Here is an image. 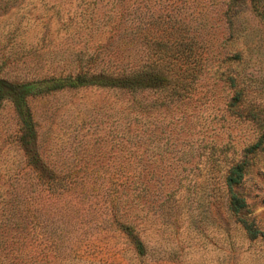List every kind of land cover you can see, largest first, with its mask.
<instances>
[{
  "label": "rangeland",
  "instance_id": "obj_1",
  "mask_svg": "<svg viewBox=\"0 0 264 264\" xmlns=\"http://www.w3.org/2000/svg\"><path fill=\"white\" fill-rule=\"evenodd\" d=\"M257 5L264 13V0H0V78L10 83L146 65L165 49L191 47L199 63L180 98L95 86L29 98L26 133L0 100V212L4 196L36 176L91 184L43 195L48 209L71 200V225L61 236L0 239V264H264V143L253 148L258 131L245 118L264 115ZM238 165L233 192L245 207L233 213L225 180ZM127 178L135 189L121 187ZM110 194L143 253L115 221Z\"/></svg>",
  "mask_w": 264,
  "mask_h": 264
},
{
  "label": "trees",
  "instance_id": "obj_2",
  "mask_svg": "<svg viewBox=\"0 0 264 264\" xmlns=\"http://www.w3.org/2000/svg\"><path fill=\"white\" fill-rule=\"evenodd\" d=\"M254 10L259 19L264 21V13L260 11L259 5L254 7ZM184 49V51L165 49L153 52V61L146 65H116L112 68V66L103 64L96 67H86V69L80 67L79 71L72 76L50 77L24 83H10L0 78V100H7L12 103L24 124L23 133H26V129H31V115L27 100L55 91L94 86L123 89L131 92L154 88L165 91L171 98L184 97L192 91L194 78L197 77V66L199 65L192 48ZM181 60L185 62L183 63ZM228 80L232 87L233 78L229 77ZM239 94L240 91L234 89L228 107L236 105ZM245 118L253 122L258 131V138L253 148L260 147L264 143V115L247 111ZM42 166L41 168H43ZM45 168L47 167L45 166ZM242 170V166H234L230 168L226 175L225 182L229 193V209L233 213H238L245 207L244 200L233 192V186L238 184L242 178ZM91 181L96 182L95 180ZM137 182L138 180L127 178L121 183V187L135 189ZM89 187H91V184H88L87 179L68 178L67 180L64 177L54 175L36 176L25 181L24 184H19L17 188L4 196V207L0 212V239L5 243L9 235H23L25 238L32 236V238L40 237L42 239L56 234L61 236L72 222L73 207L71 200L65 201L64 211L54 210L53 208L48 209L42 199L43 195L44 198L46 196L50 197V195H63L64 189L75 191L74 193H82ZM112 187H116V183L111 179L107 189L112 190ZM110 197L113 203L115 221L124 226L129 234H132L135 249L138 253H143L142 242L133 234L134 225L123 214H117L118 206H116V203L119 199L116 195L113 197L112 194H110ZM245 228L251 237L257 235V231L247 223H245Z\"/></svg>",
  "mask_w": 264,
  "mask_h": 264
}]
</instances>
